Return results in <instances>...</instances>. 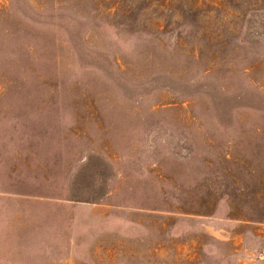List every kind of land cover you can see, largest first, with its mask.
<instances>
[{
	"label": "rangeland",
	"instance_id": "rangeland-1",
	"mask_svg": "<svg viewBox=\"0 0 264 264\" xmlns=\"http://www.w3.org/2000/svg\"><path fill=\"white\" fill-rule=\"evenodd\" d=\"M0 264H264V0H0Z\"/></svg>",
	"mask_w": 264,
	"mask_h": 264
}]
</instances>
